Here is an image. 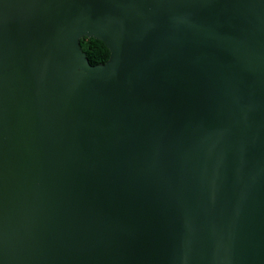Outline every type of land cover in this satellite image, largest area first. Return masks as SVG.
I'll return each instance as SVG.
<instances>
[{"label": "water", "instance_id": "95a60500", "mask_svg": "<svg viewBox=\"0 0 264 264\" xmlns=\"http://www.w3.org/2000/svg\"><path fill=\"white\" fill-rule=\"evenodd\" d=\"M0 264H264V0H0Z\"/></svg>", "mask_w": 264, "mask_h": 264}, {"label": "trees", "instance_id": "16d2710c", "mask_svg": "<svg viewBox=\"0 0 264 264\" xmlns=\"http://www.w3.org/2000/svg\"><path fill=\"white\" fill-rule=\"evenodd\" d=\"M79 42L91 64L103 63L108 59L109 50L101 40L93 37H81Z\"/></svg>", "mask_w": 264, "mask_h": 264}]
</instances>
